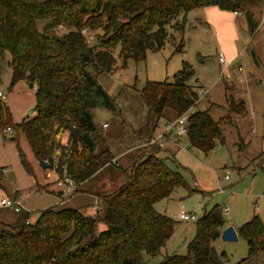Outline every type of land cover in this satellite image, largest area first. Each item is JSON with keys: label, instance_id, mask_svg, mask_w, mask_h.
I'll list each match as a JSON object with an SVG mask.
<instances>
[{"label": "trees", "instance_id": "trees-1", "mask_svg": "<svg viewBox=\"0 0 264 264\" xmlns=\"http://www.w3.org/2000/svg\"><path fill=\"white\" fill-rule=\"evenodd\" d=\"M253 1L0 0V76L8 53L10 86L19 81L36 86L34 115L19 124L12 123L9 107L0 97V132L10 127L12 139L23 134L37 160L46 161L49 169L59 177L72 178L76 185L89 182L110 165L117 184L105 191L74 190L98 198L94 216L76 207H49L31 224L28 211L0 207L1 212L9 210L17 216L12 223L0 220V264H148L142 254L154 256L161 251L176 222L155 211L154 204L168 198L175 187L187 185L181 173L159 155L163 149L150 144L159 120L187 113L189 144L207 153L216 140L224 141L223 125L232 123L231 113L245 111L244 102L227 95L230 114L216 121L207 110L188 113L199 95L196 86L188 84L194 71L184 63L171 82H146L140 93L148 110L142 128L147 145L115 159L96 132L91 113L94 108L114 107V99L97 76L116 68L113 49L117 44L124 68L128 60L143 61L168 39L174 41L175 34L168 32L171 27L180 37L174 51L183 52L190 10L216 6L245 13L250 21L248 7ZM180 15L182 19L177 20ZM59 28L65 31L59 34ZM86 32L94 34L95 45L88 43ZM60 130L69 133L65 145L55 140ZM58 148L61 156L55 155ZM19 157L25 169L33 172L21 149ZM259 157L264 160V151ZM4 171L0 167V190ZM222 210L214 205L197 220L185 255H167L158 264H226L211 246L225 224ZM237 234L246 240L248 256L235 264L264 253V225L258 215L238 227Z\"/></svg>", "mask_w": 264, "mask_h": 264}, {"label": "rangeland", "instance_id": "rangeland-1", "mask_svg": "<svg viewBox=\"0 0 264 264\" xmlns=\"http://www.w3.org/2000/svg\"><path fill=\"white\" fill-rule=\"evenodd\" d=\"M248 9L250 21L245 13L236 16L231 14L232 11L218 7L207 9L210 10L208 14L203 7L190 10L186 14L183 52L174 51L180 37L168 27V32L175 34L174 41L168 39L160 51L148 52L143 61L128 60L123 68L118 60L120 45L117 44L113 49L117 58L116 68L111 73L97 76L98 82L114 99V107L94 108L91 113L96 132L113 154L137 143L135 133L143 127L148 111L140 93L146 82H171L184 63L194 71L188 80V84L196 86L199 95L194 110H208L216 121L230 114L227 95L244 102L245 111L230 114L232 123L223 125L224 141L216 140L211 151L205 153L191 147L184 134L182 144L174 154L164 150L159 153L171 169L181 173L187 187H175L168 198L154 204L155 211L169 216L176 225L158 254H142L148 264H158L167 255H185L188 243L195 236L197 220L214 205L229 207L228 212L222 210L227 225L238 228L253 215H258L264 225V160L259 157L264 151V0L253 1ZM41 25L39 23L40 28ZM64 31L63 28L58 30L59 34ZM85 36L90 45L96 44L93 33L86 32ZM230 53H239L234 62L230 61ZM219 56L224 57L226 65L219 62ZM9 59L7 53L1 65L0 92L6 95L12 123L19 124L34 115L30 110L35 108L36 86L30 87L25 81H19L11 87ZM254 71L260 76L261 84L249 81ZM201 89L205 92L203 96L199 94ZM173 118V115L167 116L169 120ZM103 123L107 124L106 128H103ZM11 137L14 135L0 132V167L5 168L3 184L9 191L18 192L29 212L31 224L46 208L76 207L75 203L82 198V195L71 197L76 188L105 191L117 185L112 181L113 168L110 165L87 183L61 188L57 182L65 175L59 177L52 169H40L33 161L32 149L25 136ZM68 137L69 133L64 131L56 134L55 140L65 145ZM19 149L33 172L23 166ZM130 151H137V148L127 152ZM60 154L61 149L58 148L55 155ZM225 175L228 179L224 178ZM60 190L63 194H58ZM3 195L0 190V198ZM84 200L80 211L86 216H94L97 211L91 205L99 208L100 203L90 196H85ZM182 206L186 212L194 213L196 220H180L178 215ZM16 217L12 211L0 210L3 222L12 223ZM100 229L101 225H98V231ZM211 246L213 254L226 264H235L248 256L247 242L240 237L236 242L223 241L218 237ZM244 264H264V253L247 259Z\"/></svg>", "mask_w": 264, "mask_h": 264}, {"label": "built area", "instance_id": "built-area-1", "mask_svg": "<svg viewBox=\"0 0 264 264\" xmlns=\"http://www.w3.org/2000/svg\"><path fill=\"white\" fill-rule=\"evenodd\" d=\"M237 13V12H235ZM219 62L226 65V62L223 58V56H219ZM200 95H204V91L199 92ZM0 97L5 100V95L0 92ZM186 126H187V113H184L173 120H166L164 123V130L161 131L155 138H152L150 140V144H155L159 146L160 148H164L167 141H168V135L175 134L176 136H182L186 134ZM107 124H103V128H106ZM6 134H11L12 129L10 127L5 128ZM225 179H228V176H224ZM58 186L61 188L69 187L74 188L76 186V182L67 176L63 177V180H60L57 182ZM0 207L10 209L14 212H20L24 209V204L22 200L19 197H8L3 198L0 200ZM95 210L97 209L96 206L93 207ZM223 211L228 212L229 207L223 206ZM179 219L182 221H193L196 220V215L194 213H188L183 209V206L181 207V210L178 215Z\"/></svg>", "mask_w": 264, "mask_h": 264}, {"label": "crops", "instance_id": "crops-1", "mask_svg": "<svg viewBox=\"0 0 264 264\" xmlns=\"http://www.w3.org/2000/svg\"><path fill=\"white\" fill-rule=\"evenodd\" d=\"M210 7H216V6H210ZM210 7H208V6H206V7H203V9L205 10V14H208V11H210V10H207V9H209ZM231 14L232 15H236V16H239L240 15V13H235V12H231ZM255 28V27H254ZM239 54V53H238ZM237 53H235L234 55L233 54H229V56H231L230 57V61H232V62H234L237 58V55H238ZM224 58V57H223ZM225 60V59H224ZM222 64V63H221ZM256 74V75H255ZM247 77H245V79H246ZM248 79V78H247ZM249 81H256L258 84H259V82H260V84H261V80H260V76H258V74L257 73H255V71L253 72V74L252 75H250V77H249ZM233 85V84H232ZM259 86V85H258ZM263 86H264V82H263ZM202 90V89H201ZM200 90V91H201ZM263 92H264V88H263ZM2 93V92H1ZM4 94V93H3ZM5 100H6V95H5ZM263 107H264V101H263ZM193 111H195L194 109H193V107L190 109V111L188 112V113H190V112H193ZM208 111V110H207ZM209 112V111H208ZM34 113V112H33ZM162 120V121H161ZM145 121H146V119H145ZM165 119L164 118H161L160 120H159V122H158V124H157V126H156V128L154 129V131H153V134H152V136H153V138H155L161 131H163L164 130V123H165ZM162 122V123H161ZM161 123V127L159 126V124ZM103 124H106V123H103ZM103 124H102V126H103ZM144 124H145V122H144ZM144 126V125H143ZM143 128V127H142ZM142 128L140 129V130H137L136 131V133H135V135L137 136V139H136V141H137V143H135V145H132V146H130V147H128V148H126V149H124V151H122L121 153H119V154H114L115 155V159H117V158H119V157H121V156H123L127 151H129V150H131L132 148L134 149V148H142V147H145L146 145H147V140H146V138H147V134H144L143 133V131H142ZM62 132H64L63 130H60L57 134H60V133H62ZM186 135V134H185ZM4 138H6V136H4ZM182 141H183V138H182V136H176L175 134H170V135H168V141H167V143H166V145H165V147L163 148V150L164 151H167V152H172L173 154H174V152L180 147V145L182 144ZM187 142L189 143V141H188V139H187ZM190 145V144H189ZM109 147V146H108ZM262 150H264V145H263V147H262ZM262 152L263 151H261V154H262ZM113 153V152H112ZM128 153V152H127ZM260 154V155H261ZM32 156H33V161L39 166V168L40 169H48V168H46V167H43L42 166V164L40 163V161L39 160H37L35 157H34V154H33V152H32ZM250 160H252V159H250ZM4 173H5V171H4ZM1 191H3V193H4V195L0 198V200L1 199H3V198H8V197H12V196H14V195H16L17 197H19L20 199H21V197L17 194L18 192L17 191H15L14 192V190L13 191H9L6 187H5V185L3 184V189L1 190ZM60 191H62V190H60ZM58 194H59V191H58ZM61 194H63V191H62V193ZM75 195H82V198H79L80 200L78 201V203H75V204H77L76 205V207H78L79 209H80V207H82L80 204H82L81 202H83V201H85L84 200V198H85V196H90V197H92V199H94L95 201H97V202H99V200H98V198L95 196V195H93V194H91V193H88V192H77V193H73V194H71V197L72 196H75ZM22 200V199H21ZM94 201V202H95ZM93 201H89V203H92ZM92 207H94V204L93 205H91ZM96 207H97V205H95ZM98 208V207H97ZM24 210L25 211H27V209H26V207H25V205H24ZM181 210V209H180ZM226 226H228L226 223L224 224V227H223V229L226 227ZM234 227V226H233ZM235 228V230H236V232H237V227H234ZM222 229V230H223ZM165 247V246H164ZM163 247V248H164Z\"/></svg>", "mask_w": 264, "mask_h": 264}, {"label": "water", "instance_id": "water-1", "mask_svg": "<svg viewBox=\"0 0 264 264\" xmlns=\"http://www.w3.org/2000/svg\"><path fill=\"white\" fill-rule=\"evenodd\" d=\"M33 112H34V109H31L30 113H33ZM40 163L42 164L43 167H46V168L49 167V164L44 160H41ZM61 193L62 191H59V194ZM220 238L223 241L236 242L238 240V234L233 226L228 225L221 231Z\"/></svg>", "mask_w": 264, "mask_h": 264}]
</instances>
